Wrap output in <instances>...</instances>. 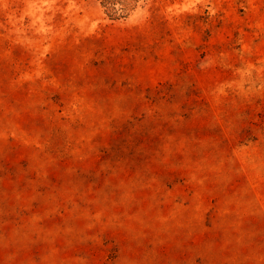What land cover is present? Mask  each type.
<instances>
[{
    "label": "rangeland",
    "instance_id": "obj_1",
    "mask_svg": "<svg viewBox=\"0 0 264 264\" xmlns=\"http://www.w3.org/2000/svg\"><path fill=\"white\" fill-rule=\"evenodd\" d=\"M0 264H264V0H0Z\"/></svg>",
    "mask_w": 264,
    "mask_h": 264
},
{
    "label": "trees",
    "instance_id": "obj_2",
    "mask_svg": "<svg viewBox=\"0 0 264 264\" xmlns=\"http://www.w3.org/2000/svg\"><path fill=\"white\" fill-rule=\"evenodd\" d=\"M138 0H99L105 12L112 19L125 18Z\"/></svg>",
    "mask_w": 264,
    "mask_h": 264
}]
</instances>
